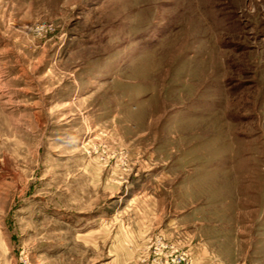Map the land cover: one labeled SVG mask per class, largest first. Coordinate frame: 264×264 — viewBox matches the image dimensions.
<instances>
[{
	"label": "rangeland",
	"instance_id": "1",
	"mask_svg": "<svg viewBox=\"0 0 264 264\" xmlns=\"http://www.w3.org/2000/svg\"><path fill=\"white\" fill-rule=\"evenodd\" d=\"M0 264H264V0H0Z\"/></svg>",
	"mask_w": 264,
	"mask_h": 264
},
{
	"label": "crops",
	"instance_id": "2",
	"mask_svg": "<svg viewBox=\"0 0 264 264\" xmlns=\"http://www.w3.org/2000/svg\"><path fill=\"white\" fill-rule=\"evenodd\" d=\"M219 263H221L222 261L218 260Z\"/></svg>",
	"mask_w": 264,
	"mask_h": 264
}]
</instances>
